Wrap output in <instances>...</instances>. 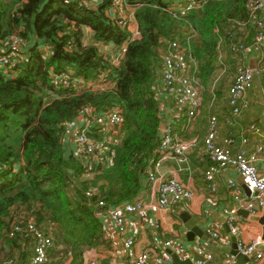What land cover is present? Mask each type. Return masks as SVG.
<instances>
[{
	"label": "trees",
	"instance_id": "1",
	"mask_svg": "<svg viewBox=\"0 0 264 264\" xmlns=\"http://www.w3.org/2000/svg\"><path fill=\"white\" fill-rule=\"evenodd\" d=\"M123 1L134 6L140 38L127 44L116 68L100 52L107 53L103 47L110 43L120 46L129 35L113 20L122 9L115 0H0V48L12 38L27 49L33 44L31 58L16 66L13 77L0 76V264L28 260L31 237L7 236L19 214L23 226L31 221L46 232L52 227L48 264L65 256L71 257L70 264H83L88 252L109 248L94 204L131 201L141 189L147 159L159 144L167 115L152 93L160 42L177 40L190 47L199 67L197 78L209 92L218 71L213 64L219 42L228 59L229 46L251 43L234 24L242 22L251 29L249 4L258 0H210L198 14L187 17H174L165 8L166 0ZM193 34L196 37L187 41ZM85 36L90 43L82 42ZM44 45L51 52L48 58L38 50ZM67 69L85 81L106 73L115 83L99 91L55 89L49 72ZM166 106L171 109L170 103ZM115 107L124 123L117 143L108 146L112 163L89 171L72 150H65L64 125L87 108ZM105 137L94 136L99 141ZM89 188L96 190L90 199L84 196Z\"/></svg>",
	"mask_w": 264,
	"mask_h": 264
},
{
	"label": "built area",
	"instance_id": "2",
	"mask_svg": "<svg viewBox=\"0 0 264 264\" xmlns=\"http://www.w3.org/2000/svg\"><path fill=\"white\" fill-rule=\"evenodd\" d=\"M93 1L96 3L100 0ZM208 1L210 0H171L165 2V8L174 17H187L189 14H198L202 11ZM115 5L121 6L122 9L113 20L129 35L120 46L116 47L110 43L103 49L107 51L105 55L108 54V58L106 59L111 66L117 68L125 54L127 44L130 41L138 40L140 33L134 19V6L127 5L123 0H115ZM259 11H264V0L249 4L251 29H246L242 22L234 24L236 31L245 35L246 40L251 39V43L229 46L231 56H234L233 59L236 63L240 62L236 68L238 70H234L233 83L227 89L229 95V101L225 102L227 113L221 118L218 113L214 112L217 103V94L214 93V90L218 85L221 86L220 81L223 82L224 74L231 63L226 57L224 43L219 42V56L213 64L218 68L215 81L209 92H204L197 78L200 73L199 67L193 58L190 47L177 40L160 42L157 49L158 60L155 65V82L152 86V93L159 101L160 110L167 115L163 116L164 129L161 131L159 144L147 159L141 189L131 201L107 207L101 201L94 204L95 216L101 222L106 217L112 223L115 231L123 238L124 257L129 264H150V261L155 264H166L171 261L170 253L176 256L181 255L180 249H173L170 252V241L164 242L165 248L169 249L167 251L154 247L152 251L137 252L135 249L136 230H131L127 222L128 217L140 216L150 228L155 231L159 229L158 222L148 219L147 211H150L151 203L147 204L145 201V193L150 200L155 201L152 210L161 213L170 212L174 204L185 205L193 199V190L181 181L173 177H165L161 173V166L168 159H174L178 165L186 167L189 165L192 155L199 153L200 159L204 156V159H208L213 165L207 168L203 175L212 190H214L216 175L224 169H232L240 177L250 194H256L254 197L250 196L246 201L239 200L237 196L234 199L240 201L251 216L255 215L258 209L263 206L260 197L264 196V127H260L255 122L244 124L241 121L249 106L247 94L255 87L256 83L259 84L261 94L264 96V16H260ZM234 36L233 33L231 37ZM192 37L195 38L196 35L189 36L187 41L193 39ZM32 45H29L27 49L24 43L16 38L5 42L4 46L0 48V76L5 79L13 77L17 72L16 66L20 64V67L23 65L22 63L28 62L31 58L30 55L29 58L27 57V52L31 50ZM38 50L43 58L50 56L51 52L47 45ZM250 51L256 52L253 69L249 68L246 63ZM49 77L55 89L63 88L67 93L71 90L76 93L82 90H105L115 83V81H109L106 73H100L95 80L85 81L80 77H75V72L70 69L62 74L50 71ZM202 95L204 98L207 97L209 108H212L207 118L205 133L201 140H198L195 135L183 138L182 135L193 130L194 124L199 118L198 115L199 112L201 113L203 105ZM167 103H170L171 110L167 108ZM171 111H174L172 118L170 117ZM123 123L124 118L117 107L100 111L87 108L74 121L64 125L66 131L62 136L64 148L66 151L72 150L74 159L82 162L83 167L88 170L104 163L110 165L113 151L108 146L117 143L116 138ZM220 123L225 128L224 135L221 133ZM233 129L237 130L236 138L233 135ZM100 134L106 136L103 141L94 138L95 135ZM94 195H96L95 189L89 188L84 192V196L88 199ZM88 206H92V204L88 203ZM234 212V210L224 211L229 215L227 224L230 233H235L233 220L230 217ZM22 215L19 214L17 218L14 216L10 233L7 236L14 237L17 233H24L31 237L32 245L26 248L27 251L31 250V255L24 264H48V251L53 248L52 227L46 232L36 227L31 221L26 222V225L23 226ZM210 235L213 239L219 238L217 232H211ZM256 246L257 243L246 246L238 243L237 251L250 257L252 264H264V255L256 252ZM196 250L198 255L203 256L205 260L197 261L194 264H205L211 260L210 256L205 255L200 248L196 247ZM89 264L97 263L92 261Z\"/></svg>",
	"mask_w": 264,
	"mask_h": 264
},
{
	"label": "crops",
	"instance_id": "3",
	"mask_svg": "<svg viewBox=\"0 0 264 264\" xmlns=\"http://www.w3.org/2000/svg\"><path fill=\"white\" fill-rule=\"evenodd\" d=\"M166 1L169 2L171 0ZM259 15L264 16V11H259ZM86 33L89 34L88 32ZM89 38L87 41H90ZM233 57L231 56L232 59ZM232 59H229L231 63L235 60ZM223 87L225 88L226 98V88L228 87L224 85ZM247 98L249 106L241 120L242 123L255 122L260 127H264V96L261 94L258 83L247 94ZM204 107L210 111L212 110V108H209L207 101L205 105H202V111ZM170 113L172 118L173 112ZM208 116L205 120H202L201 117L196 120L197 127L196 124L195 127L198 128V131L203 130L205 133ZM220 130L223 135L226 133L222 123H220ZM193 131L194 129L190 133L182 135V137L200 136L198 133L192 135ZM233 135L235 138L237 137L236 129H233ZM220 137L222 136L220 135ZM199 155V153L192 155L190 163L186 167H181L174 159H168L162 164L161 173L165 177H173L181 181L194 191V197L188 204H174L170 212L161 213L160 211L152 210L155 206V201L150 200L147 193H145V201L147 204L151 203V209L147 211L148 219L158 222L160 227L155 231L148 224H145L140 216L128 217L129 228L133 231L136 230L135 249L137 252L142 250L152 251L154 247H157L158 250L164 249V251H167L169 249L165 248L164 242L170 241V252L173 249H180L181 255L177 257L179 262L182 263L185 260L197 259L192 244L189 242L193 240L195 249L196 247L200 248L205 255L210 256L211 260L207 262L208 264H252L250 257L242 255V259L238 260L232 254L237 251L238 243L243 246L257 243L256 252L264 255V241L262 240L264 223H261L264 218V196L260 197L263 206L258 209L255 215H249L243 204L240 201H236L234 197L237 196L239 200L246 201L249 200L250 196L254 197L256 194H250L245 189L240 177L232 169L222 170L215 177L214 190L211 187L209 188V184L204 180L203 175L204 171L213 165L205 161L204 156L200 159ZM180 168L182 169L180 170ZM225 210L235 211L234 214L230 215L233 220L235 233H230L227 224L229 215L224 213ZM243 213L246 214L244 215ZM102 224L104 239L109 243V248L88 252L85 255L83 264H89L92 261H96L97 264H129L124 257L123 238L115 231L112 223L106 217ZM211 232H217L219 238L213 239L210 235ZM28 252L29 259L31 250ZM171 255L174 254L170 253ZM65 257V260H63L64 258L62 259L63 264H70L71 257ZM150 264L155 263L150 261ZM166 264H171V261Z\"/></svg>",
	"mask_w": 264,
	"mask_h": 264
},
{
	"label": "rangeland",
	"instance_id": "4",
	"mask_svg": "<svg viewBox=\"0 0 264 264\" xmlns=\"http://www.w3.org/2000/svg\"><path fill=\"white\" fill-rule=\"evenodd\" d=\"M87 40H88V37L85 36V37L83 38L82 42H83V43H90V41H87ZM98 45H100V44L98 43ZM100 52H101L102 54H105L104 51L102 52L101 49H100ZM27 53H28V52H27ZM27 57L29 58V54H28ZM107 57H108V54H107L106 58H107ZM238 59H240V58L238 57ZM239 62H240V61H239ZM239 62H238V63H239ZM238 63H229V65H228V67H227L228 70L225 72V74H224V79H223V85H224L225 87H228V86L230 87L231 84L233 83V80H234V77H235L234 70H238V69H236ZM214 67H215V66H214ZM227 89H228V88H226V90H227ZM224 90H225V88H224L222 85H221V86L218 85V86L215 88V90H214V93L217 94V103H216V105H215V107H214V112H215V113H218V114L220 115V118H221L224 114L227 113V111H226V107H225V102H228V101H229V95H228V92H227V96H226V98H225V91H224ZM225 100H226V101H225ZM206 101H207V97L204 98V96L202 95V102H204L203 105L206 104ZM202 102H201V103H202ZM209 113H210V110H209L208 108L204 107L203 111H202L201 113L199 112L198 117H201L202 120H205L206 117L209 115ZM163 123H164V121H163ZM195 124H196V127H197V121L195 122ZM195 124H194V126H195ZM196 127L193 128L194 131L192 132V135L198 133L200 136L197 137V138H198V140H201V138H202L203 135H204V132H203V130L198 131V130H197L198 128H196ZM68 257H69V256H67V258H68ZM65 258H66V257H64L63 260H65ZM57 264H63V261H62V260H59V261L57 262Z\"/></svg>",
	"mask_w": 264,
	"mask_h": 264
},
{
	"label": "water",
	"instance_id": "5",
	"mask_svg": "<svg viewBox=\"0 0 264 264\" xmlns=\"http://www.w3.org/2000/svg\"><path fill=\"white\" fill-rule=\"evenodd\" d=\"M255 54H256V52L255 51H250V53H248V55H247V59H246V63H247V65L249 66V68H251V69H253L254 68V66H255V61H256V59H255ZM249 59H251L250 61H248ZM160 129H161V131L164 129V126L162 125L161 127H160ZM245 189H247L246 187H245ZM248 190V189H247ZM249 191V190H248ZM244 214V213H243ZM246 214V213H245ZM244 214V215H245ZM261 223H264V218L261 220ZM264 225V224H263ZM262 240L264 241V236H263V238H262ZM191 244H192V247H193V250H194V253L196 254V256H197V259H192V260H185L184 262H182V263H180L179 262V259H178V257L177 256H174V255H171V264H193L194 262H197V261H204L205 260V258L203 257V256H199L198 255V253H197V250L195 249V246L193 245V240H190L189 241ZM233 256H235L238 260H241L242 259V254H240L238 251H235V252H233V254H232ZM197 260V261H196ZM205 264H208L207 262L205 263Z\"/></svg>",
	"mask_w": 264,
	"mask_h": 264
}]
</instances>
